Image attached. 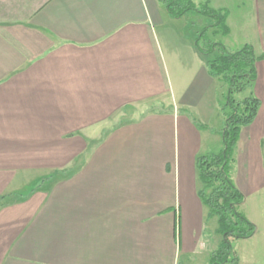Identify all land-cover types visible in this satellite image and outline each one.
I'll use <instances>...</instances> for the list:
<instances>
[{
  "label": "crops",
  "instance_id": "1",
  "mask_svg": "<svg viewBox=\"0 0 264 264\" xmlns=\"http://www.w3.org/2000/svg\"><path fill=\"white\" fill-rule=\"evenodd\" d=\"M160 4L0 0V264H181L217 251L196 160L223 148V116L204 129L219 81L195 38L176 46ZM257 75L261 106L232 170L256 232L234 242V264H264V60Z\"/></svg>",
  "mask_w": 264,
  "mask_h": 264
},
{
  "label": "trees",
  "instance_id": "2",
  "mask_svg": "<svg viewBox=\"0 0 264 264\" xmlns=\"http://www.w3.org/2000/svg\"><path fill=\"white\" fill-rule=\"evenodd\" d=\"M158 1L174 19H181L189 13L198 14L213 20L212 26L224 36L230 34L225 11L214 10L207 5L199 7L192 0ZM201 39L202 34L195 40L196 48L207 58L209 75L223 82L227 93L222 106L223 148L219 153L200 156L196 160L199 197L208 210V218L217 219V232L222 236L219 248L211 255V264L236 263L237 260L232 258L234 242L253 237L256 227L239 212L244 197L234 184L232 170L241 129L253 123L261 106L253 94V87L258 76L257 64L264 60V54L258 56L252 45H245L236 52L229 51L221 43L202 48ZM237 95L243 97L238 99Z\"/></svg>",
  "mask_w": 264,
  "mask_h": 264
},
{
  "label": "rangeland",
  "instance_id": "3",
  "mask_svg": "<svg viewBox=\"0 0 264 264\" xmlns=\"http://www.w3.org/2000/svg\"><path fill=\"white\" fill-rule=\"evenodd\" d=\"M199 7L207 5L209 8L214 10H221L228 13L227 25L230 29V34L224 36L218 28L212 26L213 20L203 17L198 14L189 13L181 19H174L171 15L166 12L165 7L160 4L162 15L166 18V25L170 27V34L174 40L176 46L179 49H185L189 47L191 42L190 38L197 39L201 34L203 39L200 41V46L203 48L208 47L212 43H221L229 51L236 52L242 49L245 45H252L257 54L262 53L261 41L259 36V30L257 26V15H256V1L254 0H192ZM163 29V28H162ZM161 29V31H163ZM163 32H160L162 34ZM215 89V102L214 98L210 103L212 106V114L208 121V126L205 130L210 133H217L216 130L221 124L220 116H223L222 106L225 105V98L227 93L226 85L223 82H218ZM243 95H237V98H242ZM214 102V103H213ZM224 118V117H223ZM211 153L218 152L217 144L214 142L212 145ZM220 152V151H219ZM218 152V153H219ZM209 153V154H211ZM24 188V189H23ZM23 191L30 192V189L23 187ZM32 190V189H31ZM243 214V210H239ZM262 219L264 217L262 216ZM263 222L260 227L262 228ZM217 219L211 220L208 224V232L211 234V238L215 241L214 244H219L222 240V236L217 232ZM221 243V242H220ZM217 248H219L217 246ZM210 251L208 250L204 256H199L191 261L182 258L181 264H211V257L209 258ZM234 254V253H233ZM232 254V258L235 257ZM227 264H234L229 262Z\"/></svg>",
  "mask_w": 264,
  "mask_h": 264
}]
</instances>
